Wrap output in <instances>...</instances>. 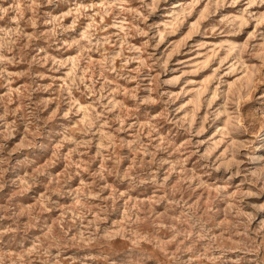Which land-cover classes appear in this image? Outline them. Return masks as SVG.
Segmentation results:
<instances>
[{
	"label": "rangeland",
	"instance_id": "obj_1",
	"mask_svg": "<svg viewBox=\"0 0 264 264\" xmlns=\"http://www.w3.org/2000/svg\"><path fill=\"white\" fill-rule=\"evenodd\" d=\"M0 264H264V0H0Z\"/></svg>",
	"mask_w": 264,
	"mask_h": 264
}]
</instances>
